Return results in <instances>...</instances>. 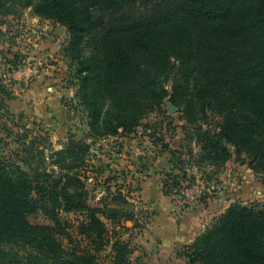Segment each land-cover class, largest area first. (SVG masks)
<instances>
[{
	"label": "trees",
	"instance_id": "16d2710c",
	"mask_svg": "<svg viewBox=\"0 0 264 264\" xmlns=\"http://www.w3.org/2000/svg\"><path fill=\"white\" fill-rule=\"evenodd\" d=\"M19 1L67 27L65 56L78 65L79 97L90 114L92 137L115 136L120 129L131 133L146 103L167 114V100L206 129L202 150L214 160L234 153L264 173V0H158L147 20L137 17L136 0H0V13L11 12L5 3ZM89 47L98 52L96 62L85 57ZM95 74L102 97L114 99L117 113L105 112L98 97L87 94ZM171 74L178 78L167 91L162 81ZM88 150L71 140L64 152L53 154L70 161L63 182L37 170L31 178L21 167L27 164L23 156H0V264H140L130 243L107 224L131 220L139 228V220L87 203L85 182L73 168L83 164ZM193 179L182 169L168 173L164 195L179 194ZM118 194L117 200L131 205L129 193ZM210 199L203 195L199 203ZM36 214L50 225L30 223ZM73 214L81 217L75 224ZM74 227L78 239L68 233ZM186 248L180 255L190 264H264V208L233 205Z\"/></svg>",
	"mask_w": 264,
	"mask_h": 264
},
{
	"label": "rangeland",
	"instance_id": "374dc122",
	"mask_svg": "<svg viewBox=\"0 0 264 264\" xmlns=\"http://www.w3.org/2000/svg\"><path fill=\"white\" fill-rule=\"evenodd\" d=\"M155 2L158 0H136L133 8L137 17L147 20ZM5 8L11 12L0 13V156L16 161L23 156L27 164L18 165L31 178L32 170H37L63 182L70 161L64 164L63 157L53 154L64 152L71 140L89 145L83 164L73 172L85 182L88 205L102 208L108 215L117 214V218L127 213L128 218L139 220V228L131 220L123 226L116 219L117 227V223L111 226L107 221L110 229L130 243L134 261L147 264L146 258L161 245L162 236L155 229L156 203L168 173L180 174L182 169L189 178H195L192 181L206 182L212 188L211 199L215 197L217 206H223L204 232L233 205L257 203L264 208V173L254 170L245 156L234 153L226 161L214 160L202 150L206 143L200 135L206 129L167 100H163L167 114L146 103L139 125L131 133L122 134L120 129L115 136L92 137L90 114L79 97L78 65L65 56L67 27L38 17L24 1L5 3ZM85 57L93 62L100 58L92 47L85 51ZM97 74L89 82L87 94L97 96L105 112L117 113L114 99L102 97L104 90ZM172 74L162 81L167 91L172 80L178 78ZM165 144L168 147L164 148ZM179 158L184 164H179ZM119 190L130 194V206L116 199ZM170 199L178 222L185 213L180 212V195L174 193ZM77 219H81L79 214L70 217L72 223ZM28 220L34 225H50L43 214ZM68 233L79 238L76 227ZM187 250L182 249L180 254Z\"/></svg>",
	"mask_w": 264,
	"mask_h": 264
},
{
	"label": "crops",
	"instance_id": "0c3cea01",
	"mask_svg": "<svg viewBox=\"0 0 264 264\" xmlns=\"http://www.w3.org/2000/svg\"><path fill=\"white\" fill-rule=\"evenodd\" d=\"M160 194L158 203H156L158 215L156 216L155 229L162 236H160L162 242L159 249L146 258L148 260L146 263L180 264L184 261L185 264H190L186 257L180 255V251L196 241L206 226L222 212L223 206H217L215 197L210 199L207 205L199 202L194 203L195 205L187 209L177 222L173 216L174 207L170 199L172 197L165 196L163 190ZM154 236L160 240L157 234Z\"/></svg>",
	"mask_w": 264,
	"mask_h": 264
},
{
	"label": "built area",
	"instance_id": "2783aa9c",
	"mask_svg": "<svg viewBox=\"0 0 264 264\" xmlns=\"http://www.w3.org/2000/svg\"><path fill=\"white\" fill-rule=\"evenodd\" d=\"M212 193V188L206 182L200 183V180L198 179L193 182L187 181L186 183H183V188L179 193L180 206L179 204L178 206L180 207V212H186L187 207L191 204L199 202L203 195H211Z\"/></svg>",
	"mask_w": 264,
	"mask_h": 264
}]
</instances>
